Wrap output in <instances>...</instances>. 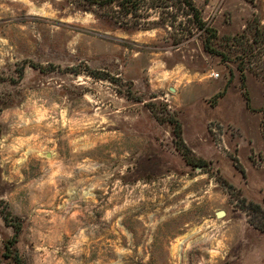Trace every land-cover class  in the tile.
<instances>
[{
    "label": "rangeland",
    "instance_id": "rangeland-1",
    "mask_svg": "<svg viewBox=\"0 0 264 264\" xmlns=\"http://www.w3.org/2000/svg\"><path fill=\"white\" fill-rule=\"evenodd\" d=\"M194 3L0 0V264H264V0Z\"/></svg>",
    "mask_w": 264,
    "mask_h": 264
},
{
    "label": "trees",
    "instance_id": "trees-1",
    "mask_svg": "<svg viewBox=\"0 0 264 264\" xmlns=\"http://www.w3.org/2000/svg\"><path fill=\"white\" fill-rule=\"evenodd\" d=\"M78 5H89L91 6H115L116 8L113 9V13L115 14L114 18L121 17L124 20H117L124 22L126 21V17H129L128 22H131L133 24H137L139 22H132L135 21L133 19H138L137 17H149L151 14V9H157L162 14L159 16L160 21H148L147 24L144 25L145 28H150L151 25L162 23V25L168 24L169 26H174L172 22H166L165 15L163 12H168L170 10L174 11H181L182 15L186 16V20L189 22L188 27V33L193 34L196 31L198 32V35L201 37L202 47L207 52L212 54H223L222 51H220L218 48L215 47L213 40L217 36L216 30L213 26H211L202 16L201 9L198 8V6L194 3V0H73ZM159 12V13H160ZM191 25V26H190ZM195 30V32H194ZM230 81V78L227 82ZM228 83H226L227 85ZM225 85V86H226ZM222 93V92H220ZM169 121L173 123V131L174 136L177 138L176 140V148L181 152V155L187 162H191V151L187 147V145L184 144L183 139L181 138V127L179 124V121L176 118L170 117ZM264 130V126H263ZM197 163L202 165L204 163V160L198 158ZM249 208L253 210L261 211L263 206H261L257 202L249 201L247 203ZM7 217L5 216V220ZM10 221V220H8ZM252 222V221H251ZM12 226L15 230V233H17L21 229V223L18 219H15L12 223ZM255 225V224H254ZM257 229L264 230L263 226L255 225ZM16 242V239L12 238L5 246L7 249H9V252L12 255L14 264H24L23 261L20 258V255L18 254V251L14 247V243ZM11 249V250H10Z\"/></svg>",
    "mask_w": 264,
    "mask_h": 264
},
{
    "label": "water",
    "instance_id": "water-1",
    "mask_svg": "<svg viewBox=\"0 0 264 264\" xmlns=\"http://www.w3.org/2000/svg\"><path fill=\"white\" fill-rule=\"evenodd\" d=\"M225 214V211L224 210H217L216 212H215V215L217 216V217H219V216H223Z\"/></svg>",
    "mask_w": 264,
    "mask_h": 264
}]
</instances>
